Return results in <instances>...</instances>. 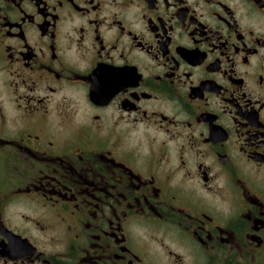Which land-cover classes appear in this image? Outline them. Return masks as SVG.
Returning <instances> with one entry per match:
<instances>
[{"label":"flooded vegetation","instance_id":"1","mask_svg":"<svg viewBox=\"0 0 264 264\" xmlns=\"http://www.w3.org/2000/svg\"><path fill=\"white\" fill-rule=\"evenodd\" d=\"M0 264H264V0H0Z\"/></svg>","mask_w":264,"mask_h":264}]
</instances>
